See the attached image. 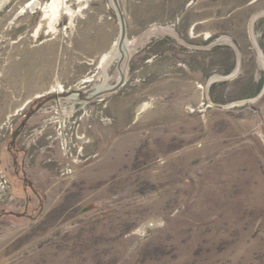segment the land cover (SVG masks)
Listing matches in <instances>:
<instances>
[{
  "label": "rangeland",
  "instance_id": "374dc122",
  "mask_svg": "<svg viewBox=\"0 0 264 264\" xmlns=\"http://www.w3.org/2000/svg\"><path fill=\"white\" fill-rule=\"evenodd\" d=\"M48 1L0 0V264H264V0H118L126 49Z\"/></svg>",
  "mask_w": 264,
  "mask_h": 264
},
{
  "label": "bare ground",
  "instance_id": "6f19581e",
  "mask_svg": "<svg viewBox=\"0 0 264 264\" xmlns=\"http://www.w3.org/2000/svg\"><path fill=\"white\" fill-rule=\"evenodd\" d=\"M63 2H64V0H50V1L46 2L45 5L42 6V9L46 14H52V15L56 16V18H58L60 15L65 13V7H64ZM122 47H125V49L127 48V46L126 45L124 46V44ZM107 57L108 56L106 55V58Z\"/></svg>",
  "mask_w": 264,
  "mask_h": 264
},
{
  "label": "water",
  "instance_id": "95a60500",
  "mask_svg": "<svg viewBox=\"0 0 264 264\" xmlns=\"http://www.w3.org/2000/svg\"><path fill=\"white\" fill-rule=\"evenodd\" d=\"M115 5L118 9L119 15H120V20H121V24H122V35H121V39H120V44H124L125 40H126V33H127V26H126V19L124 17V13L122 11V8L120 6V3L118 0H114ZM58 96V95H56Z\"/></svg>",
  "mask_w": 264,
  "mask_h": 264
}]
</instances>
